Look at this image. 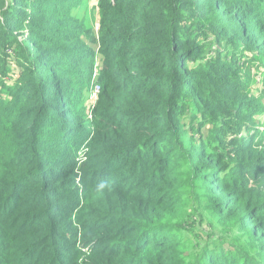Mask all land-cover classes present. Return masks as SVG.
Listing matches in <instances>:
<instances>
[{
    "label": "trees",
    "instance_id": "16d2710c",
    "mask_svg": "<svg viewBox=\"0 0 264 264\" xmlns=\"http://www.w3.org/2000/svg\"><path fill=\"white\" fill-rule=\"evenodd\" d=\"M74 6L0 0V264H264V0Z\"/></svg>",
    "mask_w": 264,
    "mask_h": 264
},
{
    "label": "rangeland",
    "instance_id": "374dc122",
    "mask_svg": "<svg viewBox=\"0 0 264 264\" xmlns=\"http://www.w3.org/2000/svg\"><path fill=\"white\" fill-rule=\"evenodd\" d=\"M75 5L71 13L78 17L79 20L83 22V24L86 27H91L93 29H97V25L99 22V12L97 8V0H83L82 2L80 0H74ZM72 15V14H71ZM95 29V30H96ZM100 55L96 54L94 57V74L92 75V80H95L96 72L100 66ZM263 71V70H261ZM255 84L253 86L254 91H257L260 89V85L258 84L260 82V77L255 78ZM95 97L93 96V92H91V97L86 102L87 110L92 107ZM256 121L258 122V125L255 126L259 128L260 137L256 141V143L259 145V147H264V113L261 114V116L256 118ZM12 145L11 137L9 136V133L7 131H4L2 128H0V152H6L9 147ZM183 204L184 208L188 211L187 218L190 220L191 217L193 218L192 226L193 229L198 230V235L202 238L205 237V232L210 231V227L207 223L208 219L200 220V215L203 217H207L206 212V202H207V196L205 191L202 188L195 189L191 195L186 194L183 198ZM193 213H198L197 215H194ZM185 214V215H186ZM185 232V231H184ZM190 238L185 232V236L183 237L182 241H187ZM191 252H195L194 248L191 250ZM193 261L191 260V256L189 251H185L182 253V258L179 260V264H192Z\"/></svg>",
    "mask_w": 264,
    "mask_h": 264
},
{
    "label": "built area",
    "instance_id": "2783aa9c",
    "mask_svg": "<svg viewBox=\"0 0 264 264\" xmlns=\"http://www.w3.org/2000/svg\"><path fill=\"white\" fill-rule=\"evenodd\" d=\"M98 26V25H97ZM99 91V86L95 85L94 86V90H93V96L95 97V95L97 94V92Z\"/></svg>",
    "mask_w": 264,
    "mask_h": 264
}]
</instances>
